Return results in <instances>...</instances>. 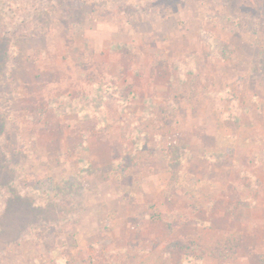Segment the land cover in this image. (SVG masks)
Masks as SVG:
<instances>
[{"label":"rangeland","instance_id":"rangeland-1","mask_svg":"<svg viewBox=\"0 0 264 264\" xmlns=\"http://www.w3.org/2000/svg\"><path fill=\"white\" fill-rule=\"evenodd\" d=\"M261 211L264 0H0V264H264Z\"/></svg>","mask_w":264,"mask_h":264},{"label":"trees","instance_id":"trees-1","mask_svg":"<svg viewBox=\"0 0 264 264\" xmlns=\"http://www.w3.org/2000/svg\"><path fill=\"white\" fill-rule=\"evenodd\" d=\"M127 132H125V137H129V139H132L131 137H132V134H133V130L131 131V130H126ZM134 135V134H133ZM126 139V141L128 140V138H125ZM5 193V192H4ZM69 197H71V195H68ZM38 202L36 201V199H35V202L33 203V206L34 205H36ZM6 204V203H5ZM65 210H63V212H64ZM65 264H73V261L72 260H70L69 258H67L66 260H65Z\"/></svg>","mask_w":264,"mask_h":264},{"label":"crops","instance_id":"crops-1","mask_svg":"<svg viewBox=\"0 0 264 264\" xmlns=\"http://www.w3.org/2000/svg\"><path fill=\"white\" fill-rule=\"evenodd\" d=\"M254 214L256 215V216L254 215V217H253L254 218V223L250 224V227L253 228L254 230H258V229H256L258 227H260V229H261V223H259L257 221V219H260L261 217H263L264 212L261 211V213L259 214L258 217H257V213L256 212H254Z\"/></svg>","mask_w":264,"mask_h":264}]
</instances>
